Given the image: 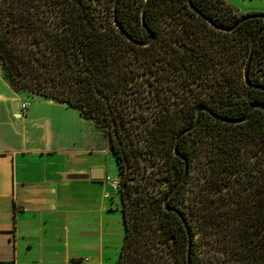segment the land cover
<instances>
[{
    "label": "trees",
    "instance_id": "trees-1",
    "mask_svg": "<svg viewBox=\"0 0 264 264\" xmlns=\"http://www.w3.org/2000/svg\"><path fill=\"white\" fill-rule=\"evenodd\" d=\"M114 2L0 0V60L15 89L57 99L79 109L86 118L107 125L122 174L127 166L141 165L149 153L154 154L152 160L161 171L157 179L174 184L185 167L184 159L174 152L176 137L194 122L196 106L206 103L222 116L239 118L247 114L253 101L264 102V89L249 86L244 80L241 91L216 88L188 107L174 109L169 107L171 96L166 95L162 103L166 110L157 111L153 101L156 66L163 75L172 73L174 84L181 88L186 71L208 72L216 67L219 56L208 47L209 32L241 33L252 43L264 19L249 18L235 30L224 31L210 25L188 0H150L146 22L155 37L150 44L140 45L115 24ZM144 2L117 3L119 22L137 40L150 36L141 19ZM193 2L219 24L232 25L242 15L225 0ZM159 46L162 53H157ZM230 51L238 57L236 50ZM250 77L264 85V31L255 47ZM194 134H198L194 147L203 151L205 174L188 205L184 190L192 161L189 139ZM160 148L167 152L163 162L157 160L162 156ZM180 151L189 159V173L170 204L183 212L192 231L191 264H222L213 254L203 262L195 246L198 226L212 238L222 234L226 252L237 264H264V108L256 107L240 122L223 121L203 111L198 126L182 136ZM125 185L121 194L126 231L117 264H125L127 248L139 245L142 231L152 229L151 201L160 211L167 244L178 246L181 264H188V233L183 220L163 205L172 187L164 196L153 197L146 188L148 183L134 185L126 180ZM228 256L226 264L230 263ZM140 263L161 264V260Z\"/></svg>",
    "mask_w": 264,
    "mask_h": 264
},
{
    "label": "crops",
    "instance_id": "crops-1",
    "mask_svg": "<svg viewBox=\"0 0 264 264\" xmlns=\"http://www.w3.org/2000/svg\"><path fill=\"white\" fill-rule=\"evenodd\" d=\"M225 1L264 12V0ZM36 96L0 72V264H117L126 230L108 140L94 142L76 108Z\"/></svg>",
    "mask_w": 264,
    "mask_h": 264
},
{
    "label": "rangeland",
    "instance_id": "rangeland-1",
    "mask_svg": "<svg viewBox=\"0 0 264 264\" xmlns=\"http://www.w3.org/2000/svg\"><path fill=\"white\" fill-rule=\"evenodd\" d=\"M172 23L173 21L170 22L169 26H171ZM206 39L208 47L213 51H216L217 55L219 56V60L216 63V67H211L208 72H200L198 70H188V72L186 71V78L179 85L181 86V88L174 84L175 79L172 78V73L163 75L162 70L160 71V67L156 66V71L154 73L155 96L153 97V101L156 103L155 109L157 111L166 110L164 108V105L162 104L164 102V96L166 95L171 96V104L169 105V107L174 109L179 108L182 105L188 107L191 103L198 100L199 98L209 96L216 88L225 87L226 89H229V91L242 90L241 82H244L243 69L247 60L246 48L247 46H249V44H251V40H249L247 36L241 33L223 34L217 32H209L206 35ZM182 48L187 50L185 46H183ZM231 49H233L234 51L236 50L238 52L237 58L235 57V52L231 53ZM157 50V53L163 52L160 46L157 47ZM236 64L238 65V67H236ZM235 69L237 71H234ZM0 72H2L4 76H6L1 60ZM17 90L25 91V93H27L30 98H33V100L38 98L36 95H40L37 93H32L25 89ZM55 100L61 102L57 99ZM77 110L79 111V109ZM87 119L89 120L88 124H91L93 126V141L104 145L106 139L108 140V173L110 176H112L113 179L119 180L121 184V186L116 189L122 192V190L126 187L125 182L127 180V184L133 182L134 185H136L142 182L143 186L148 183L146 188H148L149 192H151V195L153 197H161L165 195V193L172 187L173 183L166 179H157V176L161 174V171L158 170V163H154V161L152 160L154 154L151 155L148 153L147 157L143 159L141 165L134 164L129 167L127 166L125 168L124 173L122 174L119 171V165L116 156L110 146L107 125L97 121L95 118ZM69 126L70 133H73L74 131V134H76L77 136L83 135L84 132L79 127L71 126L70 124ZM194 136H198V134H194L193 138L189 139V144H191L190 153L192 155V161L190 165V174L187 179L186 187L184 190L186 195L185 202L188 203V205L196 197V194L204 180L205 174V168L203 164V151L200 147H194ZM159 152L162 156L157 157V160L163 162L166 158L167 152L164 148H160ZM127 175H129V178ZM150 204L152 206V229L146 232L142 231V235L138 236V238L140 239L139 245H135L131 249L130 247L127 248V252H129V255H127V253L124 256L125 264H141L140 262H147L148 259H160L161 264H181V249L176 245L167 244V240L164 237V234L162 233L163 228L162 224L160 223V211L155 206V202L151 201ZM189 215L192 216L191 211ZM221 235L222 234L219 235V233H216V238H212L210 236L204 235L202 228H199V226L197 227L195 246L198 254L202 257L204 263L212 254L220 258L219 263H227L226 257L230 253L226 252V246H224L223 244L224 240L221 239ZM131 255L132 258L129 257ZM229 259L230 263L228 264H237L236 260L232 258ZM148 262L150 263L152 261Z\"/></svg>",
    "mask_w": 264,
    "mask_h": 264
},
{
    "label": "water",
    "instance_id": "water-1",
    "mask_svg": "<svg viewBox=\"0 0 264 264\" xmlns=\"http://www.w3.org/2000/svg\"><path fill=\"white\" fill-rule=\"evenodd\" d=\"M117 3H118V0H115V2H114V21H115V24L118 26V28H120V30L127 36V38H129L130 40H132L136 44H140V45H148V44H150L153 41L154 37H155L154 32L150 29V27L147 25V22H146V10H147V7H148V5L150 3V0H145V2L143 4L142 12H141L142 24L146 28V30L150 33L149 38L146 39V40H137V39L133 38L126 31V29L121 25V23L118 20V16H117ZM188 3L190 5V7L194 11H196L200 16L205 18L209 22L210 25H212L213 27H215L217 29L224 30V31H233V30H235L243 21H245V20H247L249 18L260 17V18L264 19V12L247 13V14H242L241 17L232 25L219 24L215 20H213L211 17L206 15L204 12H202L200 9H198L195 6L193 0H188ZM263 31H264V24L260 28V30L257 32V34L254 37V39L252 40V43H251V46H250L249 55H248L246 64H245L244 69H243V76H244L245 83L247 85H249V86H255V87H258V88H261V89H264V85L259 84L257 82H254L251 79V77H250V65H251V62H252V59H253L255 47H256L257 42H258L261 34L263 33ZM256 107L264 108V102L258 101V100L253 101L251 103V105L249 107V110H248V112H247V114L245 116H242V117H239V118H231V117H226V116L220 115L219 113L214 111L210 106H208L206 103H199L196 106V118H195L194 122L190 126H187V127L183 128L179 132L177 137H176V141H175V145H174V152H175L176 155L181 156L184 159L185 167H184V171H183L182 175L180 176V178L173 184L172 188L165 195L164 200H163V205H164V208L166 210H169V211L172 210V211L177 212L181 216V218L183 220V223H184L185 228H186L187 233H188V249H187V262H188V264H191L192 245H193L192 231L190 229V226H189V224L187 222V219L184 216L183 212L180 209L171 206V204H170L171 196L178 189V187L183 183V181L185 180V178L187 177V175L189 173V159H188L187 156H185L180 151L181 138H182V136L185 133L194 130L198 126V124L200 122V119L202 117L203 111L209 112L215 118H218V119L223 120V121L240 122V121L247 120L251 116L252 111ZM73 177L86 178V177H89V174L78 173V174H73Z\"/></svg>",
    "mask_w": 264,
    "mask_h": 264
},
{
    "label": "built area",
    "instance_id": "built-area-1",
    "mask_svg": "<svg viewBox=\"0 0 264 264\" xmlns=\"http://www.w3.org/2000/svg\"><path fill=\"white\" fill-rule=\"evenodd\" d=\"M26 105H27V103H23V107H26ZM107 179L111 180V182L115 188H119L121 186L119 180L113 179L110 175H107Z\"/></svg>",
    "mask_w": 264,
    "mask_h": 264
}]
</instances>
